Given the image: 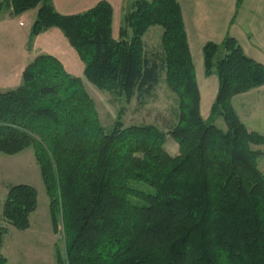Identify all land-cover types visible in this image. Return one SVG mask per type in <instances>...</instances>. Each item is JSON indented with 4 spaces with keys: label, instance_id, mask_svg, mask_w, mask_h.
<instances>
[{
    "label": "trees",
    "instance_id": "obj_1",
    "mask_svg": "<svg viewBox=\"0 0 264 264\" xmlns=\"http://www.w3.org/2000/svg\"><path fill=\"white\" fill-rule=\"evenodd\" d=\"M243 0H238V6ZM20 15L37 8L31 36L57 27L84 62V75L116 98L144 99L164 80L178 97L168 132L155 124L103 125L83 78L52 54L26 65L22 83L0 90V153L33 148L64 254L57 264H264V134L249 129L235 96L264 85V63L228 34L204 48L205 72L219 89L205 118L179 0H129L113 34L108 0L77 14L53 0H6ZM159 25L162 50L144 37ZM224 118L227 129L216 124ZM170 135L179 145L166 149ZM38 191L9 186L0 213V264L8 226L30 227Z\"/></svg>",
    "mask_w": 264,
    "mask_h": 264
},
{
    "label": "crops",
    "instance_id": "obj_2",
    "mask_svg": "<svg viewBox=\"0 0 264 264\" xmlns=\"http://www.w3.org/2000/svg\"><path fill=\"white\" fill-rule=\"evenodd\" d=\"M5 1L0 0V77H4L7 81L16 79L14 80L16 85L12 86L15 88L22 78L26 65L40 54L56 56L72 75L84 74L85 65L80 73L72 72L68 68L67 61L69 62L68 65L78 70V53L61 29L53 27L32 37L31 27L38 9L34 8L16 15L12 9L3 6L2 2ZM99 1L101 0H53V3L58 12L70 15L84 12L94 7ZM108 1L114 8L113 34L118 38L125 14V5L129 0ZM179 1L183 9L189 45L201 92V107L204 95L211 97L209 105L212 107L218 94L219 79L216 74L206 75L203 48L208 41L221 43L230 34L239 40L249 56L264 63V0H243L240 6L237 4L238 0ZM34 10L36 11L34 12ZM258 90L262 92L264 85L235 96L233 99L234 106L236 107L238 100L244 102L248 94L258 92ZM25 158L28 160L25 166L36 174L40 185L32 179L23 180L24 168L21 171L14 167L15 163L19 160L24 161ZM18 183L31 184L36 187L38 193L39 187L45 189L34 149L27 148L15 155L0 153V213L9 186Z\"/></svg>",
    "mask_w": 264,
    "mask_h": 264
},
{
    "label": "rangeland",
    "instance_id": "obj_3",
    "mask_svg": "<svg viewBox=\"0 0 264 264\" xmlns=\"http://www.w3.org/2000/svg\"><path fill=\"white\" fill-rule=\"evenodd\" d=\"M2 4L3 6L5 5L4 2ZM162 31V27L156 25L152 26L146 33L144 40L146 49L150 54L161 52ZM77 62L79 63L78 70L68 65V61L67 66L72 72L80 73L85 64L78 55ZM13 68L15 69V66ZM80 76H82L81 78H83L87 90L96 103L103 125L107 128H111L114 125L118 116H121L125 126L155 124L165 132H168L170 127L177 121L178 97L168 88L164 75L160 84L151 95L146 96L143 100L134 97L130 101H127L125 97L116 98L108 91L98 88L83 73ZM14 80L7 81L1 76V91L14 88L12 87L16 83ZM21 83L22 78L17 83V86ZM256 91L248 94L244 102L238 100L235 108L249 129L264 134V90L262 92L260 90ZM210 102L211 97L204 95L201 112L205 118L211 112ZM216 124L224 130L227 129V124L222 117L216 120ZM253 148L263 151V155L259 158V167L264 172V145H253ZM31 149L33 148L31 147ZM166 149L173 155L179 151L178 143L170 135L167 136ZM26 163H28V160L25 158L24 161L19 160V162L15 163L14 167L19 168L21 171L24 168V173H22L24 176H22L23 180L32 179L40 185L38 183L39 178L37 179L36 174L25 166ZM38 200V208L30 216L29 228L20 230L13 226H8L9 232L5 235L2 251L10 264H57V251L60 250L64 254L65 240L62 223L60 220L59 229L55 231L50 210V199L46 189L39 187Z\"/></svg>",
    "mask_w": 264,
    "mask_h": 264
}]
</instances>
